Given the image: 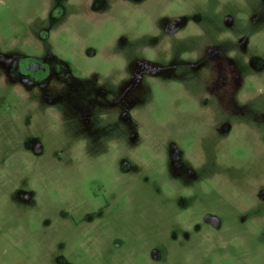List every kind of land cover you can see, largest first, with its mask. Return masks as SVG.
Masks as SVG:
<instances>
[{"label": "rangeland", "instance_id": "rangeland-1", "mask_svg": "<svg viewBox=\"0 0 264 264\" xmlns=\"http://www.w3.org/2000/svg\"><path fill=\"white\" fill-rule=\"evenodd\" d=\"M0 264H264V0H0Z\"/></svg>", "mask_w": 264, "mask_h": 264}, {"label": "flooded vegetation", "instance_id": "flooded-vegetation-1", "mask_svg": "<svg viewBox=\"0 0 264 264\" xmlns=\"http://www.w3.org/2000/svg\"><path fill=\"white\" fill-rule=\"evenodd\" d=\"M17 73L26 78L23 82L29 84L30 80L47 79L50 75V70L47 65L33 58H19L15 62Z\"/></svg>", "mask_w": 264, "mask_h": 264}]
</instances>
